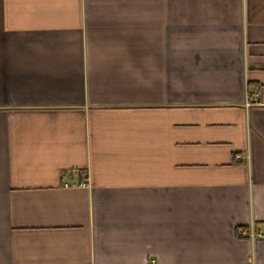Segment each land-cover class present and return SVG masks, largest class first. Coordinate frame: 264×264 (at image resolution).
Listing matches in <instances>:
<instances>
[{
	"label": "crops",
	"instance_id": "0c3cea01",
	"mask_svg": "<svg viewBox=\"0 0 264 264\" xmlns=\"http://www.w3.org/2000/svg\"><path fill=\"white\" fill-rule=\"evenodd\" d=\"M263 224L264 0H0V264H264Z\"/></svg>",
	"mask_w": 264,
	"mask_h": 264
},
{
	"label": "built area",
	"instance_id": "2783aa9c",
	"mask_svg": "<svg viewBox=\"0 0 264 264\" xmlns=\"http://www.w3.org/2000/svg\"><path fill=\"white\" fill-rule=\"evenodd\" d=\"M245 105L248 106L249 103L246 102ZM64 186H68V184L65 183ZM255 234H256V233H254L253 230H250V233H249L250 238H253ZM258 236L264 238V224L261 226V230H260V232L258 233ZM251 264H255V263H254V260H251Z\"/></svg>",
	"mask_w": 264,
	"mask_h": 264
}]
</instances>
